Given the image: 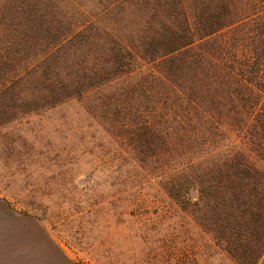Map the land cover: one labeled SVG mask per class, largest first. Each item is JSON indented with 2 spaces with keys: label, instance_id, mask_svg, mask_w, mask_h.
<instances>
[{
  "label": "trees",
  "instance_id": "1",
  "mask_svg": "<svg viewBox=\"0 0 264 264\" xmlns=\"http://www.w3.org/2000/svg\"><path fill=\"white\" fill-rule=\"evenodd\" d=\"M93 94L139 178L264 264V0H0V128Z\"/></svg>",
  "mask_w": 264,
  "mask_h": 264
},
{
  "label": "rangeland",
  "instance_id": "2",
  "mask_svg": "<svg viewBox=\"0 0 264 264\" xmlns=\"http://www.w3.org/2000/svg\"><path fill=\"white\" fill-rule=\"evenodd\" d=\"M96 96L0 128V264H230L138 177Z\"/></svg>",
  "mask_w": 264,
  "mask_h": 264
}]
</instances>
